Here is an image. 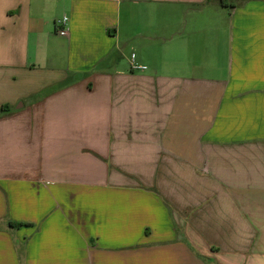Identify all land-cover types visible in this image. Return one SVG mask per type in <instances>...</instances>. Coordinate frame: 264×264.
I'll return each mask as SVG.
<instances>
[{
	"label": "crops",
	"instance_id": "1",
	"mask_svg": "<svg viewBox=\"0 0 264 264\" xmlns=\"http://www.w3.org/2000/svg\"><path fill=\"white\" fill-rule=\"evenodd\" d=\"M0 264H264V0H0Z\"/></svg>",
	"mask_w": 264,
	"mask_h": 264
},
{
	"label": "built area",
	"instance_id": "2",
	"mask_svg": "<svg viewBox=\"0 0 264 264\" xmlns=\"http://www.w3.org/2000/svg\"><path fill=\"white\" fill-rule=\"evenodd\" d=\"M57 24L61 25L64 24V20H58ZM58 33L60 35H65L67 33L66 28L59 26L58 29ZM130 67L131 69H144L145 66L144 65H140L135 59H134V54L131 55V59H130Z\"/></svg>",
	"mask_w": 264,
	"mask_h": 264
},
{
	"label": "trees",
	"instance_id": "3",
	"mask_svg": "<svg viewBox=\"0 0 264 264\" xmlns=\"http://www.w3.org/2000/svg\"><path fill=\"white\" fill-rule=\"evenodd\" d=\"M222 2V0H220Z\"/></svg>",
	"mask_w": 264,
	"mask_h": 264
}]
</instances>
